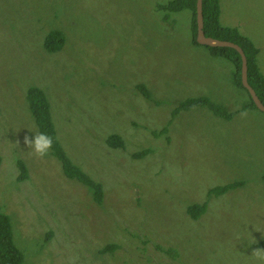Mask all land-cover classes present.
<instances>
[{"label": "rangeland", "instance_id": "1", "mask_svg": "<svg viewBox=\"0 0 264 264\" xmlns=\"http://www.w3.org/2000/svg\"><path fill=\"white\" fill-rule=\"evenodd\" d=\"M170 1L0 0V211L22 264H264V111L235 84L232 61L194 42L191 2ZM217 2L209 34L225 40L221 30L236 28L264 78V0ZM53 30L62 44L47 52ZM30 86L101 201L50 150L39 157L24 144L38 131ZM197 97L230 116L178 108ZM110 133L123 145L109 147ZM192 204L205 205L195 219Z\"/></svg>", "mask_w": 264, "mask_h": 264}, {"label": "trees", "instance_id": "2", "mask_svg": "<svg viewBox=\"0 0 264 264\" xmlns=\"http://www.w3.org/2000/svg\"><path fill=\"white\" fill-rule=\"evenodd\" d=\"M191 2V8L195 14V0H172L168 3V7L173 10H179L188 6L186 3ZM190 7V6H188ZM201 13L203 20V32L206 36L210 35L209 33H216L219 30L218 25V2L217 0H201ZM223 33L227 36L225 40L232 41L238 44L244 52L246 57L247 64V82L253 88L256 93L258 99L264 105V78L258 72V67L255 62V57L257 54V48L250 42L248 38L238 33L236 28H227L222 29ZM195 33H196V24L194 19V42L195 41ZM211 36V35H210ZM197 43V42H196ZM62 44V35L56 31H51L46 38L44 39V49L47 52L57 50ZM214 52L218 51L220 54H224L230 61L235 64L236 72H235V84L241 88H243L248 94L247 90L242 86L240 80V56L238 52L231 47H210ZM234 82V80H233ZM139 90H144V86L141 84L137 85ZM250 104L252 107L257 108L251 97L249 96ZM26 98L28 102V108L33 116L34 122L37 125L38 131H44L48 135L52 137L53 143L51 148L49 149L50 153L60 162L61 170L65 177L69 179H74L77 182H80L83 186L86 187L87 190L91 192L93 200L96 202L101 201L102 199V188L101 184L98 181L93 180L89 174L81 170V168L73 163L67 156L66 152L60 146L56 135L55 128L53 125V121L49 112V106L47 99L43 93V91L36 87L30 86L26 90ZM207 104L213 112L216 114L222 115L226 118L230 116V114L222 113L217 107L209 104L205 99L201 97L191 98L185 100L180 104L178 108L181 107H190L193 105H205ZM166 126L162 129L158 130V132L166 131ZM106 144L109 147L116 148L122 146V139L118 134L110 133L106 136L105 139ZM145 149L143 152H147ZM138 155V154H136ZM17 165L19 168V174L17 179L23 180L27 176V171L24 164L21 160L17 161ZM229 185L223 186H215L209 189L208 193L215 195L223 193L228 189ZM204 204H192L186 208V213L190 215L193 219L197 218L199 214L204 210ZM49 234H47L48 236ZM256 247L259 249L264 248V240L256 243ZM100 250H110L112 249L111 245H105L104 247L99 248ZM172 249H166V252H170ZM173 251V250H172ZM175 252V251H173ZM0 264H22V254L20 250L15 246L12 240V232L10 227V222L8 216L0 211Z\"/></svg>", "mask_w": 264, "mask_h": 264}, {"label": "water", "instance_id": "3", "mask_svg": "<svg viewBox=\"0 0 264 264\" xmlns=\"http://www.w3.org/2000/svg\"><path fill=\"white\" fill-rule=\"evenodd\" d=\"M195 24H196V33H195V41L198 44L210 46V47H231L235 49L240 56V80L242 86L247 90L249 96L251 97L254 105L259 109L264 111V105L258 99L256 93L253 88L247 82V64L246 57L244 55L241 47L229 40L217 39L211 36H206L203 32V20L201 13V0H195Z\"/></svg>", "mask_w": 264, "mask_h": 264}, {"label": "clouds", "instance_id": "4", "mask_svg": "<svg viewBox=\"0 0 264 264\" xmlns=\"http://www.w3.org/2000/svg\"><path fill=\"white\" fill-rule=\"evenodd\" d=\"M29 131L31 133V138L29 139L28 136H25L24 144L36 156L42 157L46 155L52 146V137L44 131ZM261 254H264V250H260V252L257 253L258 256H260Z\"/></svg>", "mask_w": 264, "mask_h": 264}]
</instances>
